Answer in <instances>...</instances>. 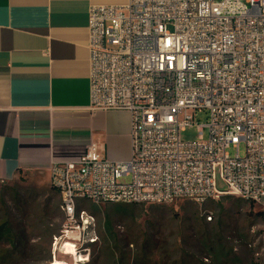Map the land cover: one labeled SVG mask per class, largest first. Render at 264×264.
I'll list each match as a JSON object with an SVG mask.
<instances>
[{
	"label": "built area",
	"instance_id": "built-area-1",
	"mask_svg": "<svg viewBox=\"0 0 264 264\" xmlns=\"http://www.w3.org/2000/svg\"><path fill=\"white\" fill-rule=\"evenodd\" d=\"M87 28L90 105L129 112L131 154L110 160L91 142L77 160L52 162L54 241L80 251L97 240L77 198L202 206L230 195L264 211V0L93 4ZM192 127L198 137L182 139Z\"/></svg>",
	"mask_w": 264,
	"mask_h": 264
},
{
	"label": "crops",
	"instance_id": "crops-1",
	"mask_svg": "<svg viewBox=\"0 0 264 264\" xmlns=\"http://www.w3.org/2000/svg\"><path fill=\"white\" fill-rule=\"evenodd\" d=\"M125 0H0V179L49 178L91 142L131 154L130 114L90 105L88 11Z\"/></svg>",
	"mask_w": 264,
	"mask_h": 264
},
{
	"label": "rangeland",
	"instance_id": "rangeland-1",
	"mask_svg": "<svg viewBox=\"0 0 264 264\" xmlns=\"http://www.w3.org/2000/svg\"><path fill=\"white\" fill-rule=\"evenodd\" d=\"M205 121L204 113L195 115V122ZM203 136H208L206 128ZM197 137L195 127L181 133L184 140ZM76 202L94 215L97 240L82 245L75 258L59 251L64 240L54 241L63 218L49 178L26 172L0 179V264H46L55 258L66 264H264L261 209L235 196L202 206L189 200L97 204L77 198ZM204 210L212 211L210 221L201 215ZM78 255L84 258L80 261Z\"/></svg>",
	"mask_w": 264,
	"mask_h": 264
},
{
	"label": "bare ground",
	"instance_id": "bare-ground-1",
	"mask_svg": "<svg viewBox=\"0 0 264 264\" xmlns=\"http://www.w3.org/2000/svg\"><path fill=\"white\" fill-rule=\"evenodd\" d=\"M69 246H71V250H69ZM59 251H61V252H70L73 255V257H75V258H76V254H78L76 252L75 248H73V246L71 244H69V243H61L59 245ZM78 257L80 258V261L84 258L82 255H78ZM75 263L76 262H74V264ZM46 264H66V263L64 261H62V260H58V259L55 258L54 260H51V261H49Z\"/></svg>",
	"mask_w": 264,
	"mask_h": 264
},
{
	"label": "trees",
	"instance_id": "trees-1",
	"mask_svg": "<svg viewBox=\"0 0 264 264\" xmlns=\"http://www.w3.org/2000/svg\"><path fill=\"white\" fill-rule=\"evenodd\" d=\"M57 191V190H56ZM58 192V191H57ZM59 195V194H58ZM229 195H224L222 197H228ZM258 215L261 216V218L264 220V211L263 210H259L258 211Z\"/></svg>",
	"mask_w": 264,
	"mask_h": 264
},
{
	"label": "clouds",
	"instance_id": "clouds-1",
	"mask_svg": "<svg viewBox=\"0 0 264 264\" xmlns=\"http://www.w3.org/2000/svg\"><path fill=\"white\" fill-rule=\"evenodd\" d=\"M69 250H71V246H69Z\"/></svg>",
	"mask_w": 264,
	"mask_h": 264
}]
</instances>
